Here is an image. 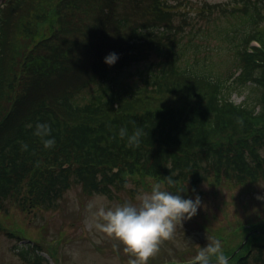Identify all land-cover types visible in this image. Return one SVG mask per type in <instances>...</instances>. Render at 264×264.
Listing matches in <instances>:
<instances>
[{
    "label": "trees",
    "instance_id": "1",
    "mask_svg": "<svg viewBox=\"0 0 264 264\" xmlns=\"http://www.w3.org/2000/svg\"><path fill=\"white\" fill-rule=\"evenodd\" d=\"M68 1L0 0V210L12 197L54 208L72 183L108 192L136 174L176 191L224 171L264 178V48L247 51L252 38L264 47V0L204 4L201 24L179 2L129 0L125 11L124 0ZM212 51L231 62L220 67ZM125 69L139 79H118ZM253 220L223 232L233 230L229 263L264 264V225ZM28 244L20 256L40 260Z\"/></svg>",
    "mask_w": 264,
    "mask_h": 264
},
{
    "label": "rangeland",
    "instance_id": "2",
    "mask_svg": "<svg viewBox=\"0 0 264 264\" xmlns=\"http://www.w3.org/2000/svg\"><path fill=\"white\" fill-rule=\"evenodd\" d=\"M165 1L171 5L179 2L180 13L186 15L190 13L196 18L193 15L195 9L205 3H227L228 0ZM69 2L70 0L68 5ZM123 3L128 5L125 11L130 10V1L124 0ZM73 7L69 6V9ZM93 17L94 15L91 18ZM194 18L192 21H195ZM199 21H195V24ZM204 43L208 49L213 48L215 41L211 40L210 46H206V41ZM212 52L214 58L218 59L217 51ZM149 59L157 58L152 54ZM227 62L229 64L231 60L226 58L224 64L220 58V67H225ZM145 65L146 61L139 64L141 68ZM126 69L118 79H124V76L131 82L139 79L136 74L129 75ZM135 70V67L132 68V71ZM244 91L233 92L231 98L234 102L244 101L246 94ZM94 92L95 86L85 89L78 95L79 101L88 100ZM261 153L264 154V149ZM157 182L163 189L181 193L185 197L191 196L195 199L199 195L202 203L196 215L184 220L183 223L177 221L173 234L163 238L155 253L143 264L170 258L193 259L202 246L215 242L217 233H223L232 223L264 216L262 176L236 182L231 172L224 171L197 185L184 183L186 188L180 191L173 190L153 176L140 174L127 176L122 181L124 186L110 185L108 192L96 193L90 191L84 184L72 183L54 208L40 206L23 209L16 198L12 197L7 201V211L0 210V223L3 228L0 232V264H129V258H136L135 255L126 252L122 242L98 230L90 222L95 209H90L88 205L92 202L106 207H116L125 202L137 203L138 193L150 191L152 185ZM241 239L234 238L232 244L235 245ZM29 242L39 244L44 255L42 259L36 258L29 263L20 256V249L30 247Z\"/></svg>",
    "mask_w": 264,
    "mask_h": 264
},
{
    "label": "clouds",
    "instance_id": "3",
    "mask_svg": "<svg viewBox=\"0 0 264 264\" xmlns=\"http://www.w3.org/2000/svg\"><path fill=\"white\" fill-rule=\"evenodd\" d=\"M118 58L116 52H111L104 59L112 65ZM168 182L172 183V180ZM136 200L137 203L125 202L116 207L92 202L88 205L95 209L90 222L98 230L122 242L126 252L135 255L136 258H129V264L146 262L157 250L159 242L173 234L177 221L183 223L196 215L202 203L199 195L195 199L185 197L163 189L159 182L154 183L150 191L138 193ZM196 262L229 264V257L222 251L221 242L216 240L200 248L193 258V264Z\"/></svg>",
    "mask_w": 264,
    "mask_h": 264
}]
</instances>
